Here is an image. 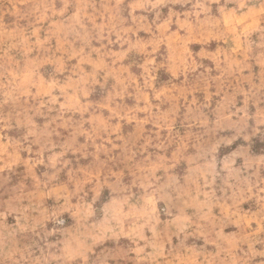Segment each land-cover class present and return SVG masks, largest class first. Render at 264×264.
Returning a JSON list of instances; mask_svg holds the SVG:
<instances>
[{
  "label": "rangeland",
  "instance_id": "1",
  "mask_svg": "<svg viewBox=\"0 0 264 264\" xmlns=\"http://www.w3.org/2000/svg\"><path fill=\"white\" fill-rule=\"evenodd\" d=\"M0 264H264V0H0Z\"/></svg>",
  "mask_w": 264,
  "mask_h": 264
}]
</instances>
